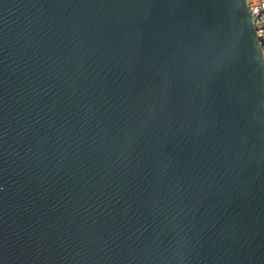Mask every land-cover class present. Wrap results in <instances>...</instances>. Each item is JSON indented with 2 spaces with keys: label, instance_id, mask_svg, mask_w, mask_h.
Here are the masks:
<instances>
[{
  "label": "water",
  "instance_id": "obj_1",
  "mask_svg": "<svg viewBox=\"0 0 264 264\" xmlns=\"http://www.w3.org/2000/svg\"><path fill=\"white\" fill-rule=\"evenodd\" d=\"M0 264H264L246 0H0Z\"/></svg>",
  "mask_w": 264,
  "mask_h": 264
},
{
  "label": "built area",
  "instance_id": "obj_2",
  "mask_svg": "<svg viewBox=\"0 0 264 264\" xmlns=\"http://www.w3.org/2000/svg\"><path fill=\"white\" fill-rule=\"evenodd\" d=\"M264 64V0H246Z\"/></svg>",
  "mask_w": 264,
  "mask_h": 264
}]
</instances>
